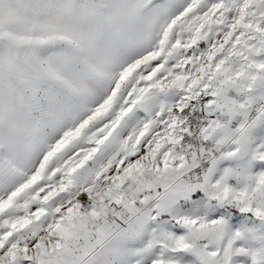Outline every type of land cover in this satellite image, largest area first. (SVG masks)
I'll return each mask as SVG.
<instances>
[{
	"label": "snow or ice",
	"instance_id": "6c2138e0",
	"mask_svg": "<svg viewBox=\"0 0 264 264\" xmlns=\"http://www.w3.org/2000/svg\"><path fill=\"white\" fill-rule=\"evenodd\" d=\"M0 264H264V0H0Z\"/></svg>",
	"mask_w": 264,
	"mask_h": 264
}]
</instances>
